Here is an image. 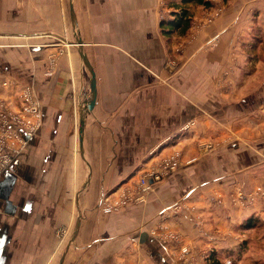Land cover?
Returning <instances> with one entry per match:
<instances>
[{
  "label": "crops",
  "instance_id": "0c3cea01",
  "mask_svg": "<svg viewBox=\"0 0 264 264\" xmlns=\"http://www.w3.org/2000/svg\"><path fill=\"white\" fill-rule=\"evenodd\" d=\"M158 5L0 0V98L19 110V96L32 88L41 110L36 133L0 178V264H59L64 253L63 264H181L182 257L205 264L203 249L234 250L246 236L237 224L264 215V197L253 207L229 199L237 182L252 190V164L264 166V61L241 75L252 71L241 38L255 23L264 33V0H227L222 16L184 46L173 75L174 39L189 31L167 33ZM189 7L196 14L205 6ZM78 40L97 79L82 144L91 75ZM227 69L234 74L225 79ZM197 137L219 145L195 158ZM159 148L181 150L186 164L143 201L103 213L101 198L133 186ZM79 212L75 240L56 257L55 228Z\"/></svg>",
  "mask_w": 264,
  "mask_h": 264
},
{
  "label": "rangeland",
  "instance_id": "374dc122",
  "mask_svg": "<svg viewBox=\"0 0 264 264\" xmlns=\"http://www.w3.org/2000/svg\"><path fill=\"white\" fill-rule=\"evenodd\" d=\"M171 2L172 0H159L160 7V14L159 18L162 20H166L171 15ZM225 7H227V0H211V5L209 7H203V9H200V12H193L192 11V22L189 28V33L184 36L183 39H174L176 41V47L174 48V53L169 56L167 59V70L169 71V74L171 73L176 74L179 72L183 65V61L179 58V53L182 52L184 46L192 39H194L195 36L200 34L201 32L207 30L214 22L222 16L224 13ZM199 11V10H198ZM196 15V16H195ZM259 24L255 23V25L250 26L247 29V33L242 36L241 39H244L243 48L246 51V59L251 63L252 71L245 70L242 71V77L247 76V74L253 73L255 71V64L259 61H264V33L262 30L259 29ZM211 38V43L216 44L217 39ZM233 58L236 59V56H233ZM233 61V60H232ZM87 68V67H86ZM232 69H227L224 72L225 79H228L229 76L232 74ZM236 71V70H235ZM264 72V71H263ZM234 74V73H233ZM232 74V75H233ZM3 82L2 84H4ZM6 86V85H5ZM30 92L32 95L31 97H35L34 92L32 88H30ZM26 91V90H25ZM25 91H22V94H24ZM21 97V102L23 101L22 105L20 106L19 110H12L14 114L20 115L22 118H25L26 121H31L32 123H36L37 117H34L28 110H25V103H24V95L19 96ZM23 97V98H22ZM1 99V98H0ZM41 112V110H40ZM38 122H40V118H38ZM197 123V122H196ZM196 123H193L191 125H187L183 127V131H190L192 128L191 126L195 125ZM40 126V125H39ZM39 128V127H38ZM37 128V129H38ZM172 140V139H170ZM29 142V141H28ZM27 142V144H28ZM21 147L20 143H15L17 155L22 154L26 147ZM219 145V142H217L213 137H197L195 141L194 146V154L193 156L196 157H203L210 155V153L215 150ZM175 154H179L178 162L176 166V170L173 172L179 170L181 167L186 164V159L183 158V153L179 149H172V150H163L162 148H159L155 151L154 154L151 155L152 159L150 161L149 167H146L144 171L155 168V169H162L161 165L164 166V161L171 156H174ZM154 156V157H153ZM192 156V157H193ZM191 158V157H190ZM254 162V158H253ZM148 168V169H147ZM258 169L259 171H256ZM252 176H254L252 179V190H245L240 182H237L236 188L230 192L229 199L231 201L232 205L240 206V207H253L254 203L260 198L264 197V183H258L257 181L261 180L262 178L259 177V175H264V166L258 164H252ZM167 172V174H163L162 178L157 181V184L159 182H162V180L167 176L168 174L173 173ZM156 185L154 186L153 190L155 189ZM259 187H262L260 189ZM152 190V191H153ZM151 191V192H152ZM119 196V195H118ZM118 196L110 198L109 195L101 198L111 203H114ZM100 200V201H101ZM217 202L222 204L223 197L220 196L217 198ZM100 206V205H99ZM182 209V207H181ZM179 209L178 211H180ZM119 210V209H118ZM118 210H113L112 212H116ZM103 211V210H102ZM103 213H106L103 211ZM111 213V212H108ZM254 216H257L259 218L258 223L255 227H252L251 229H243L241 223L243 220L237 224V234L243 235L245 234L244 239H239L238 243L234 245L232 249H229L230 247L227 246V248H220L217 246L203 249V252H205V256H208L212 249L218 250H224L223 252L219 253V260L221 264H225L226 260L230 259L232 260L233 264H264V215L255 214ZM77 219V216H76ZM76 221L71 220L68 223H60L57 228L54 230V244H53V252L57 253V256L62 255V253L65 252L66 247L68 243L70 242L73 231H74V223ZM188 248L185 246L182 251H186ZM188 257H182V260H180L181 264H196L198 263L194 259H187ZM204 259H206L204 257ZM205 264H209L208 261H205Z\"/></svg>",
  "mask_w": 264,
  "mask_h": 264
},
{
  "label": "built area",
  "instance_id": "2783aa9c",
  "mask_svg": "<svg viewBox=\"0 0 264 264\" xmlns=\"http://www.w3.org/2000/svg\"><path fill=\"white\" fill-rule=\"evenodd\" d=\"M7 85V83H4ZM26 90V91H25ZM24 103L25 110H28L34 117H37L36 123L26 121L20 115L14 114L6 104L5 100L0 99V178L3 172L9 167L14 157L17 155L15 143L19 142L21 147H25L29 138L32 137L40 125L38 118H41V113L38 104L30 92V88H25ZM23 98V97H22ZM23 103V101H22ZM179 154H175L164 161L162 169L150 168L146 170L135 184L125 188L118 196L114 203L102 199L100 201L101 209L108 213L113 210L121 209L132 200L143 201L148 193L162 178L163 174L176 170ZM225 264H233L232 260H226Z\"/></svg>",
  "mask_w": 264,
  "mask_h": 264
},
{
  "label": "trees",
  "instance_id": "16d2710c",
  "mask_svg": "<svg viewBox=\"0 0 264 264\" xmlns=\"http://www.w3.org/2000/svg\"><path fill=\"white\" fill-rule=\"evenodd\" d=\"M189 4H200L205 7L211 5V0H179V2L173 1V10L171 11V16L167 20H162L161 23L163 27L167 25V33H172L178 30L181 34H186L190 28L192 22V11L190 10ZM259 218L253 214L249 215L241 223L243 229H251L255 227L258 223ZM224 250L212 249L208 256H206V261L209 264H221L218 256L220 252Z\"/></svg>",
  "mask_w": 264,
  "mask_h": 264
},
{
  "label": "water",
  "instance_id": "95a60500",
  "mask_svg": "<svg viewBox=\"0 0 264 264\" xmlns=\"http://www.w3.org/2000/svg\"><path fill=\"white\" fill-rule=\"evenodd\" d=\"M72 2H74V0H72ZM71 14H72V19L74 21V26H75V8H74V4L71 7ZM77 44L79 45V52H80V56L83 60L84 65L87 67V69L90 72L91 75V90H90V94L89 97L87 98L86 102H85V106L83 111L81 112V116H80V126H79V134H80V142L82 144L83 142V132H84V125H85V112L92 110L95 103H96V98H97V79H96V74H95V70L91 64V62L89 61L87 55L84 53V51L82 50V40H78ZM81 220H82V214L81 212L78 213L77 219H76V223H75V228L73 231V236L71 238V241H74L77 233L79 231V227L81 225ZM64 258H65V253L61 256L60 262L59 264H63L64 262Z\"/></svg>",
  "mask_w": 264,
  "mask_h": 264
}]
</instances>
